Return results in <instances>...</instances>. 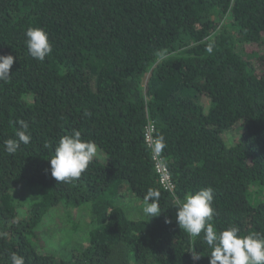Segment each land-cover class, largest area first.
<instances>
[{
	"label": "trees",
	"instance_id": "16d2710c",
	"mask_svg": "<svg viewBox=\"0 0 264 264\" xmlns=\"http://www.w3.org/2000/svg\"><path fill=\"white\" fill-rule=\"evenodd\" d=\"M28 27L48 34L43 62L27 53ZM0 55L16 58L0 81V264L13 252L25 264H208L203 233L180 230L174 207L206 187L217 231L264 234V0H0ZM20 120L31 141L9 155ZM72 130L105 157L57 182L49 159ZM148 189L163 210L149 221ZM86 204L75 240L85 216L66 209ZM53 209L63 218L40 226Z\"/></svg>",
	"mask_w": 264,
	"mask_h": 264
},
{
	"label": "clouds",
	"instance_id": "9594fccd",
	"mask_svg": "<svg viewBox=\"0 0 264 264\" xmlns=\"http://www.w3.org/2000/svg\"><path fill=\"white\" fill-rule=\"evenodd\" d=\"M25 45L28 55L43 62L52 52L48 34L43 28L28 27L25 30ZM207 51L211 52V46ZM12 55H0V81L10 80V69L14 63ZM84 115L91 114L85 112ZM20 128L16 131V139L9 138L4 142V150L14 155L21 144H29L31 134L29 124L18 121ZM166 147L163 137L155 143L154 149L162 151ZM98 147L95 142L83 140L81 132L72 130L71 133L60 137L54 149V155L49 159L50 175L57 182L70 183L78 180L86 171L96 156ZM160 191L148 189L143 196V215L148 218L159 216L163 210L159 206ZM214 190L211 187L201 188L186 195L176 206V224L190 238L201 237L210 249L208 264H264V234L251 232L240 235V229L232 225L217 231L212 223L215 210L213 208ZM188 253L193 261L201 258L193 247ZM10 264H25L24 257L13 252L10 254Z\"/></svg>",
	"mask_w": 264,
	"mask_h": 264
},
{
	"label": "built area",
	"instance_id": "2783aa9c",
	"mask_svg": "<svg viewBox=\"0 0 264 264\" xmlns=\"http://www.w3.org/2000/svg\"><path fill=\"white\" fill-rule=\"evenodd\" d=\"M153 133H154V127L151 123H148L145 126V130H144V135H143L144 141L152 151L153 158L155 161V172L158 176V181L160 186L166 191H171L174 185L172 183L169 170L161 161L160 152L154 149L155 139Z\"/></svg>",
	"mask_w": 264,
	"mask_h": 264
},
{
	"label": "rangeland",
	"instance_id": "374dc122",
	"mask_svg": "<svg viewBox=\"0 0 264 264\" xmlns=\"http://www.w3.org/2000/svg\"><path fill=\"white\" fill-rule=\"evenodd\" d=\"M96 155H100L102 158L103 157H105V155L104 154H102L99 150L97 151V154ZM259 197V199H264V196L262 197V196H258ZM262 197V198H261ZM132 204H134V201H129L128 202V205H132ZM136 205V204H135ZM79 209V210H78ZM66 211H67V213H69L70 215H74V217H76L75 215H78V213H82V215H84L85 217H84V219L82 220L81 219V221H82V231H80L79 233H77L76 235H74L73 236V239H78V238H81V236H82V233L84 232V231H87V226H88V223H87V216H88V214H89V206L86 204V205H83L82 207H79V208H73V209H66ZM134 213H136V214H139V212H138V207L136 206L135 207V210H134ZM62 212H61V210H58V209H53V211L51 212V213H49L43 220H42V223L40 224V226H42V225H54V224H56L57 223V220L59 219V218H63V216H62ZM140 215V214H139ZM72 221V220H71ZM59 222V221H58ZM67 224V223H66ZM68 225V224H67ZM63 226H65V224L64 223H62L61 225H60V227L62 228ZM57 235V237L59 238V236H60V234L59 233H57L56 234ZM57 246H59L58 245V241H56V242H54ZM50 245H52V243H50Z\"/></svg>",
	"mask_w": 264,
	"mask_h": 264
}]
</instances>
